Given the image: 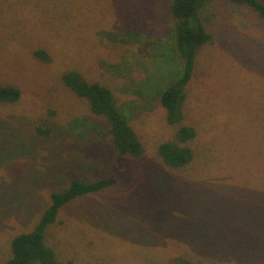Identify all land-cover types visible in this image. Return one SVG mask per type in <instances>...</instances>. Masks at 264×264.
<instances>
[{"label": "rangeland", "instance_id": "1", "mask_svg": "<svg viewBox=\"0 0 264 264\" xmlns=\"http://www.w3.org/2000/svg\"><path fill=\"white\" fill-rule=\"evenodd\" d=\"M170 2L0 0V85L21 90L19 102L0 103V264L52 191L109 175L115 186L67 204L49 229L63 264H264V21L229 0L204 10L213 41L197 55L185 103L197 154L168 169L156 146L178 125L160 94L184 65ZM71 68L114 90L144 157L114 154L103 119L62 82Z\"/></svg>", "mask_w": 264, "mask_h": 264}, {"label": "trees", "instance_id": "2", "mask_svg": "<svg viewBox=\"0 0 264 264\" xmlns=\"http://www.w3.org/2000/svg\"><path fill=\"white\" fill-rule=\"evenodd\" d=\"M212 0H171L170 15L173 18L172 33L176 52L183 60L178 78L160 94L162 106L167 111L170 124L178 125L171 139L159 141L156 153L163 167L183 171L196 157L193 146L198 137V127L185 123V103L188 85L192 79L199 51L213 41V35L203 21V12ZM239 6L253 10L264 21L263 0H229ZM34 56L49 62L51 54L37 49ZM66 87L83 98L91 112L103 119L112 142L114 154L125 159H140L146 153L145 142L123 111L114 90L100 80H88L79 68H71L61 75ZM21 99V90L14 85H0V103L14 104ZM36 132L46 135L49 130L36 126ZM115 176L86 182L72 178L62 189L54 190L49 204L31 229L18 232L11 237L10 254L5 264H63L57 249L47 239L49 229L60 222L61 211L69 203L101 193L115 186ZM72 263V262H70ZM102 264V263H95ZM178 264H204L197 261H178Z\"/></svg>", "mask_w": 264, "mask_h": 264}]
</instances>
